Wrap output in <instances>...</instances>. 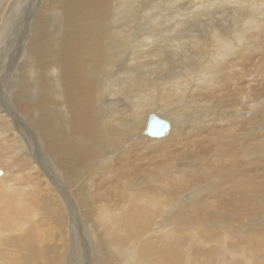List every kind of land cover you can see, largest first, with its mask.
<instances>
[{"label":"bare ground","instance_id":"6f19581e","mask_svg":"<svg viewBox=\"0 0 264 264\" xmlns=\"http://www.w3.org/2000/svg\"><path fill=\"white\" fill-rule=\"evenodd\" d=\"M0 169V264H264V0H0Z\"/></svg>","mask_w":264,"mask_h":264},{"label":"water","instance_id":"95a60500","mask_svg":"<svg viewBox=\"0 0 264 264\" xmlns=\"http://www.w3.org/2000/svg\"><path fill=\"white\" fill-rule=\"evenodd\" d=\"M169 132V125L164 120L159 119L155 115H151L148 120L147 128L145 130V134L152 136H162ZM2 174V170L0 169V175Z\"/></svg>","mask_w":264,"mask_h":264},{"label":"rangeland","instance_id":"374dc122","mask_svg":"<svg viewBox=\"0 0 264 264\" xmlns=\"http://www.w3.org/2000/svg\"><path fill=\"white\" fill-rule=\"evenodd\" d=\"M139 132V131H138ZM166 138V137H165ZM81 255H79V258L80 259H82V256L80 257ZM250 258H253L254 259V257H252V256H250V254L248 255ZM84 259V258H83ZM264 259V258H263Z\"/></svg>","mask_w":264,"mask_h":264}]
</instances>
